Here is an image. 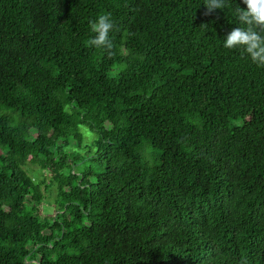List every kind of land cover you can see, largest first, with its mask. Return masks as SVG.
<instances>
[{
  "label": "trees",
  "instance_id": "trees-1",
  "mask_svg": "<svg viewBox=\"0 0 264 264\" xmlns=\"http://www.w3.org/2000/svg\"><path fill=\"white\" fill-rule=\"evenodd\" d=\"M203 2L0 0V264H264V67Z\"/></svg>",
  "mask_w": 264,
  "mask_h": 264
},
{
  "label": "clouds",
  "instance_id": "clouds-1",
  "mask_svg": "<svg viewBox=\"0 0 264 264\" xmlns=\"http://www.w3.org/2000/svg\"><path fill=\"white\" fill-rule=\"evenodd\" d=\"M203 3L205 16L213 14L217 9L233 10L238 26L226 34L223 46L241 50L252 63L264 67V0H243L245 8L239 4L233 7L231 0H204ZM116 28L110 12L99 14L96 19L89 21V29L94 35L87 40V46L103 49L108 55H112L114 43L110 33Z\"/></svg>",
  "mask_w": 264,
  "mask_h": 264
},
{
  "label": "rangeland",
  "instance_id": "rangeland-1",
  "mask_svg": "<svg viewBox=\"0 0 264 264\" xmlns=\"http://www.w3.org/2000/svg\"><path fill=\"white\" fill-rule=\"evenodd\" d=\"M82 132H83V137H84L82 143L83 144L92 143V140H93L92 132H90L87 128H82ZM32 134L33 135L35 134L34 130H32ZM70 144L75 146L76 143L72 141ZM26 169L34 180H37L40 182L41 180H44V185L42 184L41 186L43 193H44V200L40 204L39 213L41 216H45V215L52 216L54 212L56 211V204L54 203L55 189H54L53 183H51V180H50L49 170L41 169L40 167L30 162L26 164ZM45 185H48V188H46Z\"/></svg>",
  "mask_w": 264,
  "mask_h": 264
}]
</instances>
